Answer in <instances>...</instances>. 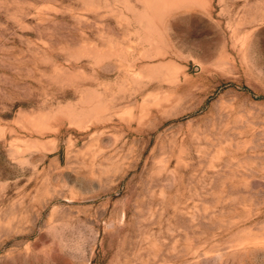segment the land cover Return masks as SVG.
<instances>
[{
	"label": "rangeland",
	"instance_id": "rangeland-1",
	"mask_svg": "<svg viewBox=\"0 0 264 264\" xmlns=\"http://www.w3.org/2000/svg\"><path fill=\"white\" fill-rule=\"evenodd\" d=\"M0 264H264V0H0Z\"/></svg>",
	"mask_w": 264,
	"mask_h": 264
}]
</instances>
